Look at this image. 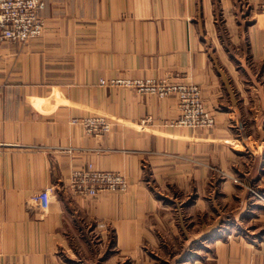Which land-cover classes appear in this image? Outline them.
<instances>
[{
    "label": "crops",
    "instance_id": "1",
    "mask_svg": "<svg viewBox=\"0 0 264 264\" xmlns=\"http://www.w3.org/2000/svg\"><path fill=\"white\" fill-rule=\"evenodd\" d=\"M40 15L41 36L0 46V264H264V0H45ZM110 78L195 83L215 124L174 126L175 97ZM87 115L110 128L71 121ZM88 163L127 189L74 195Z\"/></svg>",
    "mask_w": 264,
    "mask_h": 264
},
{
    "label": "built area",
    "instance_id": "2",
    "mask_svg": "<svg viewBox=\"0 0 264 264\" xmlns=\"http://www.w3.org/2000/svg\"><path fill=\"white\" fill-rule=\"evenodd\" d=\"M45 0H0V46L4 41L24 42L41 36L44 20L40 10ZM101 84L124 86L157 98L173 96L177 100L179 115L174 126L197 128L211 127L215 124L214 115L205 106L199 85L156 78H110L100 80ZM71 121L81 125L86 133L101 134L110 128L107 118L101 115L73 117ZM239 181L238 178H234ZM74 195L98 196L102 191L120 192L128 187L126 178L116 171L100 170L92 163L74 169L65 185ZM264 202V196L253 191ZM47 204V192L44 200Z\"/></svg>",
    "mask_w": 264,
    "mask_h": 264
}]
</instances>
